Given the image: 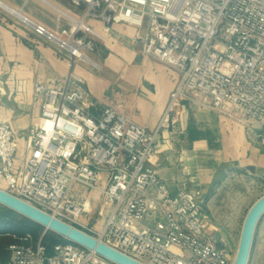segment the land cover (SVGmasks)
I'll list each match as a JSON object with an SVG mask.
<instances>
[{"label":"built area","instance_id":"2783aa9c","mask_svg":"<svg viewBox=\"0 0 264 264\" xmlns=\"http://www.w3.org/2000/svg\"><path fill=\"white\" fill-rule=\"evenodd\" d=\"M107 25L135 28L145 57L180 75L162 117L147 129L112 106L99 107L74 74L53 86L36 83L40 117L18 156V133L0 122V177L7 192L144 264H230L211 236L200 189H169L149 164L159 134L182 99H197L247 128L264 126V0H72ZM27 21V18H24ZM80 60L93 42L83 19L50 32L33 24ZM102 174H105L103 178ZM103 181L105 183L103 184ZM100 189L104 224H82L75 185ZM0 264H116L70 241L51 248L30 234L8 247Z\"/></svg>","mask_w":264,"mask_h":264},{"label":"crops","instance_id":"0c3cea01","mask_svg":"<svg viewBox=\"0 0 264 264\" xmlns=\"http://www.w3.org/2000/svg\"><path fill=\"white\" fill-rule=\"evenodd\" d=\"M73 19H83L93 31L79 33L93 42L87 60L33 28L41 24L58 32L70 28ZM134 35L133 26L107 25L87 14L85 4L76 6L72 0H0V122L10 121L18 133L17 160L28 151L30 124L40 117V103H33L35 84L53 86L70 74L84 80L99 107L112 106L147 129L156 128L180 75L166 63L145 57ZM263 129L247 128L197 99H182L162 128L149 164L173 192L202 190L209 219L206 202L216 186L230 176L264 173ZM5 185L0 177V188ZM71 195L86 208L81 223L100 228L109 213V208L99 212L100 189L76 184ZM257 226L249 264H264V214Z\"/></svg>","mask_w":264,"mask_h":264},{"label":"water","instance_id":"95a60500","mask_svg":"<svg viewBox=\"0 0 264 264\" xmlns=\"http://www.w3.org/2000/svg\"><path fill=\"white\" fill-rule=\"evenodd\" d=\"M0 204L44 226L47 231H52L70 242L91 249L116 264H144L83 230L50 215L2 189H0ZM263 214L264 194L253 203L245 217L233 264H248L256 227Z\"/></svg>","mask_w":264,"mask_h":264},{"label":"rangeland","instance_id":"374dc122","mask_svg":"<svg viewBox=\"0 0 264 264\" xmlns=\"http://www.w3.org/2000/svg\"><path fill=\"white\" fill-rule=\"evenodd\" d=\"M36 102L33 99V103ZM261 133L264 136V129ZM258 175V177L245 175L227 177L216 186L212 197L206 202L209 223L214 226L211 236L218 244L226 248L230 256V264L237 251L245 217L253 203L264 194V173H258ZM257 228L258 226L256 231ZM45 231L47 230L44 227L43 232ZM256 231L253 245L258 239ZM32 238L36 240L33 236Z\"/></svg>","mask_w":264,"mask_h":264},{"label":"trees","instance_id":"16d2710c","mask_svg":"<svg viewBox=\"0 0 264 264\" xmlns=\"http://www.w3.org/2000/svg\"><path fill=\"white\" fill-rule=\"evenodd\" d=\"M43 229L44 226L0 204V258H7L9 245L19 242L27 234H32L36 240L41 238L48 248L56 242L67 241L52 231L43 232Z\"/></svg>","mask_w":264,"mask_h":264},{"label":"bare ground","instance_id":"6f19581e","mask_svg":"<svg viewBox=\"0 0 264 264\" xmlns=\"http://www.w3.org/2000/svg\"><path fill=\"white\" fill-rule=\"evenodd\" d=\"M0 189H2V188H0ZM2 190H5L6 191V189H2ZM30 204V203H29ZM236 255V254H235ZM234 259H235V256H234V258H233V260H232V262H231V264H233V262H234Z\"/></svg>","mask_w":264,"mask_h":264}]
</instances>
